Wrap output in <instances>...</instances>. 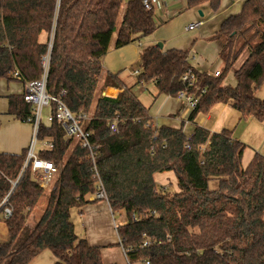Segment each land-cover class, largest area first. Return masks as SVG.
<instances>
[{
	"label": "trees",
	"instance_id": "16d2710c",
	"mask_svg": "<svg viewBox=\"0 0 264 264\" xmlns=\"http://www.w3.org/2000/svg\"><path fill=\"white\" fill-rule=\"evenodd\" d=\"M203 3L214 12L221 7V0H187L189 8ZM156 28L155 7L144 0H0V78L26 86L47 66L46 92L57 99L50 102L51 114L61 102L74 115H87L80 124L90 143L84 147L69 137L56 118L40 122L37 140L53 146H41L38 157L60 168L47 189L25 166L28 149L0 152V221L8 230L7 240H0V264H30L45 250L55 264H105L101 247L79 236L71 217L72 208L98 200L89 198L101 186L112 211L127 213L117 229L130 264H264V155L256 152L244 167L246 144L233 130L211 131L196 121L219 103L264 121V99L255 94L264 81V4L245 0L214 34L223 44L218 76L196 71L186 50L142 49L136 84L154 82L160 94L177 97L185 90L197 99L190 135L183 127L154 126L118 74L101 82L115 33L119 48ZM246 49L248 57L234 70L236 85L224 84ZM189 69L197 75L193 86L182 80ZM107 86L121 92L99 94ZM8 100L9 115L34 122L25 93ZM164 172L176 175L179 191L159 187L155 175ZM40 203L44 209L30 227Z\"/></svg>",
	"mask_w": 264,
	"mask_h": 264
},
{
	"label": "crops",
	"instance_id": "0c3cea01",
	"mask_svg": "<svg viewBox=\"0 0 264 264\" xmlns=\"http://www.w3.org/2000/svg\"><path fill=\"white\" fill-rule=\"evenodd\" d=\"M244 1L221 0L220 9L214 12L209 3L189 8L187 0H156L154 3L156 30L141 40L133 41L119 48L115 46L116 39L113 38L109 51L103 57L101 82L105 81L108 74L114 73L118 74L126 83V74L138 68L141 63L142 49L158 46L159 43L163 44L164 50L182 49L188 51L190 64L198 72L214 74L216 71H221L224 67L220 55L223 44L221 41L213 39V36L219 31L225 18L241 11ZM196 22H202L201 26L188 31L187 26ZM244 61L237 65L236 62L233 69H238ZM224 84L230 85L227 82ZM152 85L156 89V92L152 94L154 101L149 107L143 101L142 103L148 108L154 126L173 124L171 126L178 127L176 121L190 122L189 117L192 110L187 107L185 101L178 97L160 94L154 82ZM111 90L115 91V94H111L112 97H116L121 92V89L117 87L107 86L101 91V95L105 96ZM23 93H25L23 83L0 78V152L22 153L28 149L33 140V123L23 122L7 113L9 108L8 96ZM136 95L139 97V94L136 93ZM154 106L157 108L155 113H153ZM231 107L234 108L231 103L218 104L214 108V114L217 116V114L226 112ZM216 120L214 115L210 113L199 118L198 123L211 131H216L217 128L212 127L213 130L210 126L216 124ZM89 199L94 200L92 197ZM71 217L77 234L86 238L90 245L101 247L102 259L105 264H130L118 234L117 227L120 224L117 223L115 213L106 199L87 203L81 209L72 208ZM3 226L6 227L3 222H0V233ZM1 234L6 236L0 235V240H7V228L6 233L4 230ZM50 252V250L43 251L30 264H55L54 254L53 256L46 254Z\"/></svg>",
	"mask_w": 264,
	"mask_h": 264
},
{
	"label": "rangeland",
	"instance_id": "374dc122",
	"mask_svg": "<svg viewBox=\"0 0 264 264\" xmlns=\"http://www.w3.org/2000/svg\"><path fill=\"white\" fill-rule=\"evenodd\" d=\"M127 1L128 0H124V4ZM262 2L264 4V0H262ZM113 38L116 39V33L114 34ZM249 53H250L249 49H246L241 54L236 65L240 64L242 61H244L248 57ZM217 64H218V61H217ZM139 69H140V65L138 68L134 69L133 71L128 72V74H126L127 78L125 81L128 84V86H132L135 93L139 94V99L141 101H143L145 103V105H147L149 107L152 104V102L154 101L152 94L154 92H156V89L152 85V82L136 84L137 72H138L137 70H139ZM226 82H227V84L230 83V85H232V86L236 85L237 81H236V77L234 75V69H231L228 72L224 83H226ZM99 94H101V93L99 92ZM99 94H97V96H99ZM255 94L258 97L264 99V81L255 90ZM219 104H222V103H219ZM216 105H218V104H216ZM215 106H213L210 113H212L214 115V119L215 120L217 119V120H216V124H212L210 126H211V128L212 127L217 128L216 131L222 130L223 128L231 129L234 131V135L246 144V148L244 150V156H243V166L245 167L246 165H248V163L250 162V159L254 155L255 151L260 152L264 155V123H262L264 121H259L254 117L244 118L241 116L239 111H237L236 109H234L232 107L229 108L226 112H223L221 114L220 113L217 114V116L220 118L219 119L214 114ZM156 111H157V108H155V106H154L153 113H155ZM50 114H51V109L48 106H45L44 109L42 110V122L44 124H49L48 117ZM209 114H203L202 113V114L198 115V117L196 118V121L198 122L199 118H201L203 116H207ZM184 122L185 123H182V121H178V122L176 121V123H177L176 125H178V127H183L184 131L190 135L192 133V130H193V122L192 121H190V122L184 121ZM217 122H218V124H217ZM171 125H173V124H171ZM31 144H32V142H31ZM30 145H29L28 149H30ZM39 149H40V147H39V145H37L35 148V154H38ZM155 178H156L157 183L159 184V187L164 188L166 190V192H168L169 194H173L174 192L179 191L178 180H177L176 175L173 172L158 173L155 175ZM211 186L215 187L216 182L212 181ZM43 209H44L43 203H40L36 207V209H34L32 214L28 218V222H27L28 226L34 227L37 224ZM114 213H115L118 224H124L127 222L126 220H128L127 219L128 217H127V213L124 210L114 212ZM1 229H2L1 233H3L4 230L6 233V227L3 226ZM1 233H0V235H2ZM5 236L6 235H4V234L2 235V237H5ZM46 254H50V256H53L52 252L46 253ZM43 256H45V255H43ZM134 264H140V263H134Z\"/></svg>",
	"mask_w": 264,
	"mask_h": 264
},
{
	"label": "built area",
	"instance_id": "2783aa9c",
	"mask_svg": "<svg viewBox=\"0 0 264 264\" xmlns=\"http://www.w3.org/2000/svg\"><path fill=\"white\" fill-rule=\"evenodd\" d=\"M156 0H144L145 5L150 8L154 6ZM202 22L190 23L187 26V30H194L201 26ZM45 66L48 64V58L44 59ZM220 71H216L213 75L218 76ZM46 79H47V66L45 69V74L40 80L32 81L26 84L25 86V95L27 100L33 104V111H34V134L32 144L30 149H28L27 159L25 166L31 165L32 167V174L35 180L39 183V185L47 189L50 187L51 181L53 180L54 176L59 172L60 168L51 160L41 159L38 157V154H35V148L37 145L41 148L44 146L46 148H51L53 145L51 142H39L37 140V133L40 122L42 121V110L45 106H50L51 100L57 101L55 97H51L46 92ZM197 79L196 72L192 69H189L182 77V80L188 84V86H193ZM105 94V93H104ZM105 96H111V94H107ZM112 97V96H111ZM179 99L185 101L187 107L189 109H194L197 105V99L193 96L188 94L185 90H181L177 96ZM56 118L59 122L62 123L64 126L66 133L69 137H74L81 141L82 146H90L89 143V132L84 130L81 126L80 121L84 118H87L85 114H79L78 116L71 113V111L63 104L59 103V108L55 115L50 114L48 117V121H52ZM111 129L116 131V125L112 124ZM92 198L98 199H106V192L104 188L101 186L98 193L91 196ZM11 214V210L6 208L4 211V216L8 217ZM1 222V221H0ZM147 243H145L146 245Z\"/></svg>",
	"mask_w": 264,
	"mask_h": 264
},
{
	"label": "water",
	"instance_id": "95a60500",
	"mask_svg": "<svg viewBox=\"0 0 264 264\" xmlns=\"http://www.w3.org/2000/svg\"><path fill=\"white\" fill-rule=\"evenodd\" d=\"M158 46H160L161 48H163V44L162 43H159V45Z\"/></svg>",
	"mask_w": 264,
	"mask_h": 264
}]
</instances>
